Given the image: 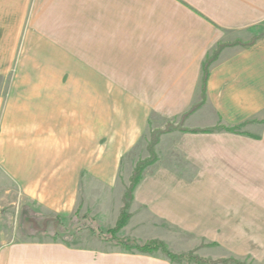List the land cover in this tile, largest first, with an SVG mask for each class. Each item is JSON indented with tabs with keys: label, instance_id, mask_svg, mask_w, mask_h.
<instances>
[{
	"label": "crops",
	"instance_id": "0c3cea01",
	"mask_svg": "<svg viewBox=\"0 0 264 264\" xmlns=\"http://www.w3.org/2000/svg\"><path fill=\"white\" fill-rule=\"evenodd\" d=\"M263 28L264 0H0V188L67 220L80 195L115 189L151 126L199 104L184 127L215 130L169 137L191 170L155 167L133 207L217 257L263 263ZM225 43L240 44L209 65L202 93ZM0 264L171 263L22 240L0 245Z\"/></svg>",
	"mask_w": 264,
	"mask_h": 264
},
{
	"label": "rangeland",
	"instance_id": "374dc122",
	"mask_svg": "<svg viewBox=\"0 0 264 264\" xmlns=\"http://www.w3.org/2000/svg\"><path fill=\"white\" fill-rule=\"evenodd\" d=\"M6 82V79L0 78V88ZM190 114L178 120H163L151 126L141 144L129 155L125 165L121 166L115 189L111 192L98 189L96 195L90 197L80 195L76 211L67 220L61 218L55 222L52 219L56 217L55 215L41 216L31 204L21 202L15 188H0V245L22 240L64 242L65 245L75 247L136 254L138 252L126 251L120 241L127 240L138 245L159 241L164 244L167 251L177 255L178 258L171 262L161 249L147 255L160 256L171 264H256L250 259L242 261L229 256L217 257L216 245L202 241L195 243L184 231L169 227L168 223H154L147 213L133 207L134 194L127 209L128 219L125 225L113 236L108 233V230L114 228L117 223L123 206L124 193L129 187L130 178L138 163L152 162L142 172L141 180L163 163H171L170 168L184 175L191 170L175 154L169 141L172 134L189 133L182 130H200L184 127L185 118ZM207 130H215V128ZM236 130L238 131L237 128ZM38 228L44 233H37L35 230ZM208 254H213L214 257Z\"/></svg>",
	"mask_w": 264,
	"mask_h": 264
},
{
	"label": "trees",
	"instance_id": "16d2710c",
	"mask_svg": "<svg viewBox=\"0 0 264 264\" xmlns=\"http://www.w3.org/2000/svg\"><path fill=\"white\" fill-rule=\"evenodd\" d=\"M236 44H240V43H225V44H218L217 47L215 48V50L207 57L205 63L203 64V77H202V83H201V90L202 93L204 92V87L208 78V67L209 65L217 58L218 54L220 53V51L226 47V46H231V45H236ZM199 106V104L195 105L193 108H191L186 114L192 113L193 110H195V108H197ZM218 130V129H217ZM219 130L221 131H226V132H238L236 130V128H220ZM214 130H182V132H189V133H207V132H212ZM152 164V162L148 161V162H142V163H138L137 166L135 167L133 174L130 178V184L128 189L126 190V192L124 193L123 196V206L121 208L120 211V215L118 217L117 223L115 225L114 228L108 230L109 235L113 236L115 235L126 223L127 219H128V214H127V209L129 207V203L132 200V195L134 192L135 187L137 186V184L140 182L141 180V175L142 172L144 171V169L146 168V166ZM51 218V217H50ZM52 219L55 222L59 221V217H52ZM37 233H44L43 230H39V228L37 230H35ZM57 234V233H55ZM64 243V242H63ZM120 244H122L124 246V248L126 249V251L129 252H138V253H143V254H151L153 251H156L158 249H161L165 256L172 262L175 259L178 258L177 255H174L172 253H170L169 251L166 250L165 246L163 243L159 242V241H151V242H147L144 243L142 245H138L135 244L133 242L127 241V240H122L120 241ZM68 246H72L69 244H66ZM200 262H204V261H200ZM239 264V263H236Z\"/></svg>",
	"mask_w": 264,
	"mask_h": 264
}]
</instances>
